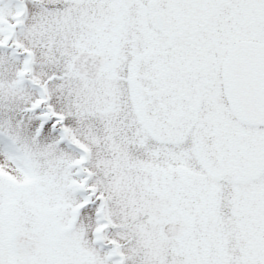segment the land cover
<instances>
[{"label":"snow or ice","instance_id":"1","mask_svg":"<svg viewBox=\"0 0 264 264\" xmlns=\"http://www.w3.org/2000/svg\"><path fill=\"white\" fill-rule=\"evenodd\" d=\"M0 264H264V0H0Z\"/></svg>","mask_w":264,"mask_h":264}]
</instances>
